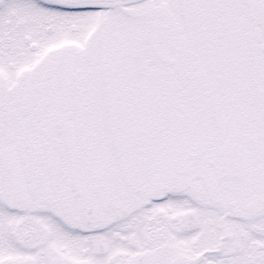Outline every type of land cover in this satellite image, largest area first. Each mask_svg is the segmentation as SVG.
Instances as JSON below:
<instances>
[{"label": "snow or ice", "instance_id": "1", "mask_svg": "<svg viewBox=\"0 0 264 264\" xmlns=\"http://www.w3.org/2000/svg\"><path fill=\"white\" fill-rule=\"evenodd\" d=\"M0 264H264V0H0Z\"/></svg>", "mask_w": 264, "mask_h": 264}]
</instances>
